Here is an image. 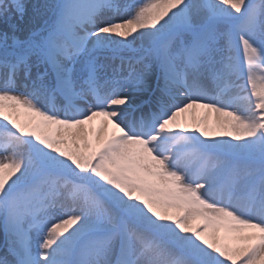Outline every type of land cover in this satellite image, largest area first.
Segmentation results:
<instances>
[{"label":"snow or ice","instance_id":"obj_1","mask_svg":"<svg viewBox=\"0 0 264 264\" xmlns=\"http://www.w3.org/2000/svg\"><path fill=\"white\" fill-rule=\"evenodd\" d=\"M0 23V264H264V0H0ZM200 108L223 130L182 125Z\"/></svg>","mask_w":264,"mask_h":264},{"label":"bare ground","instance_id":"obj_2","mask_svg":"<svg viewBox=\"0 0 264 264\" xmlns=\"http://www.w3.org/2000/svg\"><path fill=\"white\" fill-rule=\"evenodd\" d=\"M19 2L23 5L24 10H25V20H29L34 12V9L36 6L39 5H43L44 3L47 2H52V0H19ZM118 3L123 4L125 2H127V0H117ZM13 22H15V20H13ZM7 30L6 25L0 23V33L4 32ZM17 35L23 37L24 33L21 32H17ZM153 83V87H154V82ZM149 98V95L147 93L144 94H138L136 96V100L137 103H140L141 101H144L146 99ZM146 110V109H145ZM194 114V115H193ZM32 114L31 113H27L25 112L23 109L20 110V114L17 116L16 114H13V118L17 119V121L19 123H21L22 125L25 124L26 122H28L31 118ZM216 113L210 112L208 109H193L190 110V112L188 114H184L182 115L179 119L182 123V125H186L189 129H194L195 127H203L208 131V124L210 122H213V128L212 131L210 133V136H214L215 133L218 132L219 127L216 126ZM96 125H99L100 120L98 119L96 122ZM198 223H202V221L200 220H196L194 221V224H198ZM227 232H226V228H220L219 230V236H226ZM4 242V237L1 240V243ZM5 254V252H1L0 253V257H2ZM10 259V257H8Z\"/></svg>","mask_w":264,"mask_h":264},{"label":"rangeland","instance_id":"obj_3","mask_svg":"<svg viewBox=\"0 0 264 264\" xmlns=\"http://www.w3.org/2000/svg\"><path fill=\"white\" fill-rule=\"evenodd\" d=\"M223 129H221V128H219V130H218V132L219 131H222ZM216 134V133H215ZM2 236H3V233L2 232H0V242H1V238H2ZM4 244H2V246H3ZM1 246V243H0V252L1 251H5V252H7V250H6V248H5V246L4 247H2ZM4 257H6V254L4 255ZM3 258V257H2Z\"/></svg>","mask_w":264,"mask_h":264}]
</instances>
